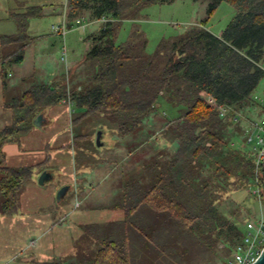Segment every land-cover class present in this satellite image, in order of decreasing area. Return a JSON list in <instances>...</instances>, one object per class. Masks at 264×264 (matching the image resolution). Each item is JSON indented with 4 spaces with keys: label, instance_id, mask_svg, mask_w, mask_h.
I'll return each mask as SVG.
<instances>
[{
    "label": "trees",
    "instance_id": "16d2710c",
    "mask_svg": "<svg viewBox=\"0 0 264 264\" xmlns=\"http://www.w3.org/2000/svg\"><path fill=\"white\" fill-rule=\"evenodd\" d=\"M15 1L9 17L16 32L0 34V67L22 62L34 40L29 20L42 16L47 5ZM172 1L66 0L67 27L77 18H105L87 37L90 45L78 81L71 85V69L50 84L31 78L6 104L9 121L0 127V212L8 215L17 209V195L31 167L6 165L3 147L19 144L47 107L69 98L84 109L83 115L99 114L120 137L130 135L136 149L148 145L150 134L144 130L149 123L166 118L158 111L162 104L176 113L155 125L166 143L161 157L150 159L140 178L124 189V216L101 234L92 232L98 248L76 264H198L217 256L219 244L229 256L243 236L239 210L229 212L221 202L252 183L253 154L244 145L242 125L220 117L218 107L228 104L264 116L252 97L264 78V0H200L207 2L206 17L181 34L161 39L153 53L146 52L147 38L134 25L125 41L115 42L123 21L135 22L146 7ZM220 2L235 13L214 35L205 24ZM260 173L264 179L263 168ZM261 205L264 209V194Z\"/></svg>",
    "mask_w": 264,
    "mask_h": 264
},
{
    "label": "rangeland",
    "instance_id": "374dc122",
    "mask_svg": "<svg viewBox=\"0 0 264 264\" xmlns=\"http://www.w3.org/2000/svg\"><path fill=\"white\" fill-rule=\"evenodd\" d=\"M19 1L34 5L47 4L46 7L54 4L52 7L58 11L62 7L64 10L66 2V0ZM15 7V0H0V34H15V23L9 17V10ZM206 9L207 2L200 0H173L151 5L142 10L141 18L135 22H122L115 42L125 41L134 25L147 38L146 52L153 53L161 39L176 36L190 26L199 24L206 17ZM58 11L56 13L50 11V14L44 12L40 17L31 18L28 33L34 40L25 50L22 62L7 63L0 67L2 73L10 72L9 77H3L6 83L26 78V83L21 82L17 90H14L17 96L26 89L27 81L33 79L36 83L50 84L55 77L66 74L68 69H71L68 76L71 85L78 81L77 73H80L83 56L90 45L87 37L96 33L102 22L83 18L84 23L90 22L84 29L73 25L64 36H60L51 29L52 25L59 23ZM234 13V9L228 3L220 2L206 22L205 28L214 35H219ZM63 47L66 49L65 60L61 59ZM261 65L264 69V59ZM252 97L258 103L264 102V78ZM0 109L1 127L8 123L10 114L8 110L1 107ZM83 110L76 107L73 102L71 104L58 102L51 105L39 113L44 118L41 126L34 125L21 138L19 144L4 146L6 165L16 169L23 166L31 167L30 177L20 188L16 204L17 211L28 213L30 215L28 221L35 226L33 229L24 230L19 221L17 224L0 221V264H25L29 260L43 261L49 258L56 260L64 251L68 252L65 259L71 260L74 256L66 246L73 231L66 225L74 221L72 217L88 224L82 228L88 229L89 249L92 232L96 230V233L101 234V231H106V227H110V223L119 222L120 217L124 216L121 211L124 207L120 206L124 189L127 184L140 178L142 167L147 160L157 156L151 157L145 153V149L138 151L133 148L136 145L135 141L116 137L105 118L99 114L83 115ZM158 111L164 113L166 118L151 121L144 130L146 135L158 132L159 128L155 125L159 126L176 115L174 110L164 104ZM248 112L255 114V110ZM100 126L102 145L97 146L96 133ZM159 139L152 142L159 144ZM113 140L115 145L112 146V150L110 141ZM165 141L164 139L162 142L166 143ZM235 143L236 140L232 142ZM43 172L50 173L52 178L41 184L39 178ZM68 185L70 189L57 200L58 191ZM76 201H80V206L75 205ZM221 203L229 212L235 208L239 210L237 218L240 219V227H243L246 217L254 219L259 216V204L246 189L231 193ZM70 213L72 216L68 217ZM41 214L47 215V218L38 220L40 222L38 225L37 219L33 217H42ZM63 214L65 220L61 227H58L56 222ZM50 227L53 229L50 230ZM62 238L64 242L60 245L57 240ZM135 245V249L139 251V245ZM221 247L219 244L217 256L200 260L198 264H227L228 255L220 251ZM88 252L89 250L86 256ZM142 255V252L135 255L136 260Z\"/></svg>",
    "mask_w": 264,
    "mask_h": 264
},
{
    "label": "built area",
    "instance_id": "2783aa9c",
    "mask_svg": "<svg viewBox=\"0 0 264 264\" xmlns=\"http://www.w3.org/2000/svg\"><path fill=\"white\" fill-rule=\"evenodd\" d=\"M100 20L105 21V18L102 17ZM86 24L87 22L84 23L83 18H77L70 27H67L64 16H62L60 22L57 25H52L51 29L54 33L64 36L73 25L82 28ZM61 59H66L65 47H63ZM61 102L72 103L69 98L62 99ZM259 105L264 111V102L259 103ZM218 112L220 117H228L232 123L242 125L244 145L253 154L254 178L252 183L247 186L246 191L251 197L256 198L259 204V216L245 222L242 238L233 246L227 257V264H252L264 246V209L261 205V196L264 194V179L260 175L264 163V116L248 115L228 104L220 105Z\"/></svg>",
    "mask_w": 264,
    "mask_h": 264
},
{
    "label": "crops",
    "instance_id": "0c3cea01",
    "mask_svg": "<svg viewBox=\"0 0 264 264\" xmlns=\"http://www.w3.org/2000/svg\"><path fill=\"white\" fill-rule=\"evenodd\" d=\"M54 4H51L49 5L48 7H46V9H43L44 12L46 13H56L58 10H55V8H53ZM52 7V8H50ZM61 9V10H60ZM58 11V13L60 14V20L62 19V16L63 13H64V10L63 7L60 8ZM51 11V12H50ZM59 20V22H60ZM98 21V20H97ZM90 22H87V24H89ZM86 24V25H87ZM79 28V27H78ZM85 27H82L80 29H84ZM10 76V72H7L6 73V77H9ZM26 78H22L20 81V83H18L17 81H12V82H9V83H6L2 76V72L0 70V107L7 110L6 109V104L10 101L13 100V98H15L17 95L15 93L14 90H17V88L20 86L21 82H23ZM24 83V82H23ZM6 98H8L6 100ZM61 102V101H60ZM1 111V109H0ZM43 117V115H42ZM43 121H44V118H43ZM118 137V138H125V139H130V135H127L125 137H120L118 135L117 132L113 131ZM161 138V139H159ZM148 145H144V146H141V147H138V151H141L143 149H145V153L146 154H149L151 157H153V155H157L156 157L157 158H160L161 157V151L163 150L164 148V142H162L164 140V137H162V133L161 131L159 132H154L152 135H149L148 136ZM156 140V139H159V144H154L152 141L153 140ZM115 145V140L113 141H110V146H114ZM170 147V145H169ZM4 148V147H3ZM112 150H113V147H112ZM150 157V158H151ZM149 158V159H150ZM148 162L150 160H147ZM69 189H70V185H69ZM68 189V190H69ZM77 204H75L77 207L80 206V201H76ZM44 214V213H43ZM41 214L42 217L40 216H37V218L33 217L34 219H37V224L40 225V222L38 220H43L45 218H47V215H43ZM65 214H63L62 217L59 218V220L56 222V226L58 227H61L62 223L64 222V216ZM77 215V214H75ZM72 216L71 213L68 214V217ZM49 217V215H48ZM39 218V219H38ZM80 218V217H79ZM71 219H74V221H71L68 225L66 226H70V228L72 229L73 233L71 234V236H69L68 238V245L66 247H69L70 248V252L72 253V259H65L67 258L66 256H68V252L64 251L63 253L64 254H61L59 259H56V260H52V258L50 259H47V260H43V261H26L25 264H76L78 258L80 257H83V256H86V253H87V250H89L88 254H91L93 251H96V249L98 248L97 247V244L95 241H93L91 239V247L88 249V238H87V229L86 228H82V226H85L86 224L84 223H81L80 221H77L75 220L76 218L75 217H72ZM30 215L28 213H22V212H18L17 209L14 213L12 214H4L2 212H0V221H3V223H6L8 221H10L11 224L15 223L17 224L18 221L20 222V225L21 227L25 230V229H33L32 227L35 226L33 223H31L30 221ZM36 225L38 228L39 226ZM65 225V223H64ZM88 225V224H87ZM53 227H50V230H52ZM59 242V244L61 245L63 242H64V239H60V240H57ZM66 250V249H65ZM66 254V255H65Z\"/></svg>",
    "mask_w": 264,
    "mask_h": 264
},
{
    "label": "water",
    "instance_id": "95a60500",
    "mask_svg": "<svg viewBox=\"0 0 264 264\" xmlns=\"http://www.w3.org/2000/svg\"><path fill=\"white\" fill-rule=\"evenodd\" d=\"M42 121H43V117L42 114H38L34 120H33V124L36 126H41L42 125ZM102 135V126L99 127L97 133H96V145L97 146H101L102 142H101V137ZM263 158H264V150H263ZM263 169H264V163H263ZM51 174L48 172H43L42 175L39 178V183L43 184L44 181L50 180ZM69 189V185L68 186H64L62 187L58 193H57V200H60L64 194L66 193V191ZM252 264H264V246L262 247L258 257L256 258V260L252 263Z\"/></svg>",
    "mask_w": 264,
    "mask_h": 264
}]
</instances>
